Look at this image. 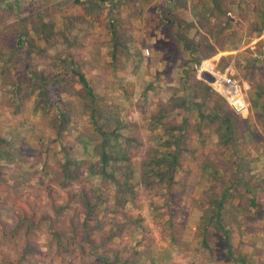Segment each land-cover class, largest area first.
Instances as JSON below:
<instances>
[{
    "label": "rangeland",
    "instance_id": "1",
    "mask_svg": "<svg viewBox=\"0 0 264 264\" xmlns=\"http://www.w3.org/2000/svg\"><path fill=\"white\" fill-rule=\"evenodd\" d=\"M166 2L0 1V264H264V0L210 60Z\"/></svg>",
    "mask_w": 264,
    "mask_h": 264
},
{
    "label": "crops",
    "instance_id": "2",
    "mask_svg": "<svg viewBox=\"0 0 264 264\" xmlns=\"http://www.w3.org/2000/svg\"><path fill=\"white\" fill-rule=\"evenodd\" d=\"M244 2L243 6L245 7V4L248 2H246V0H244ZM240 3L241 0H170V2H166L165 4L164 13L167 16H172L176 13L180 15L181 19L179 22L173 20V18H170L168 21L175 27H180L182 29L184 28V22L187 23L186 28L188 31L185 35L188 38L192 39V37L195 36V32H198L194 39H196V41L198 39L202 44H206L212 48V52L203 59L210 60L214 57H221L224 53H231L230 55H233L232 52L237 50L236 46L240 45L239 41L241 38L243 40L246 37L244 27L246 22L248 23L250 21V14H248L249 16L247 15V17L240 15ZM143 12L144 15H155V13L148 9H145ZM217 14H220L222 17L219 18L220 21L217 22L216 27V29L219 30V35L223 33L224 39L222 41H219L215 37V32L217 30L211 32L207 27L204 25L201 26L194 20V17L202 15V20L206 17V20L210 23V21L216 20L215 16H217ZM243 14L245 15V13ZM203 60H201V62H203Z\"/></svg>",
    "mask_w": 264,
    "mask_h": 264
},
{
    "label": "trees",
    "instance_id": "3",
    "mask_svg": "<svg viewBox=\"0 0 264 264\" xmlns=\"http://www.w3.org/2000/svg\"><path fill=\"white\" fill-rule=\"evenodd\" d=\"M20 1H21V0H13V3H14L15 5H18V4L20 3ZM76 1H77V2H80L81 0H76ZM89 1H90V0H89ZM92 1H96V2H99V3H101V4H107V3L111 2L112 0H92ZM3 3H4V1H3ZM16 7H17V6H16ZM13 10L16 11L15 9H13ZM22 34H23V35H22ZM17 43H18L19 47H21V45L24 43V33H23V30H22V31L20 32V34L18 35ZM18 49H20V48H18ZM28 63H29V62H28V58L26 57V65H27V66H28ZM74 73L76 74L77 79L80 81V83L88 89V91H89L90 94H92L91 86H90L88 80L86 79L85 75H84L82 72L77 71V70H74ZM51 94H53L52 91H51ZM52 100H53L54 103H56V104L58 105V100H57V98H56L55 96L52 97ZM61 115H62V116L64 115V114H63V111H61ZM214 115L218 116L217 113H214ZM217 118H218V117H217ZM221 118H222V117H221ZM221 118H220V119H221ZM177 163H178V162H177V153H174V154H172V156H171V160H170V162H169V166L171 167V171L169 172V182H170V181H173V173H174V169H175ZM159 172H160V171H159ZM160 173H161V172H160ZM251 204H252L253 206H258V204H256L254 200H251ZM218 205H219V204H218ZM2 223H3V225L6 224L5 221H2ZM30 228H31V226H30L28 229H30ZM172 237H174V236L171 234V235H170V238H172Z\"/></svg>",
    "mask_w": 264,
    "mask_h": 264
},
{
    "label": "built area",
    "instance_id": "4",
    "mask_svg": "<svg viewBox=\"0 0 264 264\" xmlns=\"http://www.w3.org/2000/svg\"><path fill=\"white\" fill-rule=\"evenodd\" d=\"M262 35L264 36V29L262 30ZM145 55H148L149 54V50L148 49H145V52H144ZM222 86H224L226 88L227 91H230V92H236L237 90H240L241 92V89H240V86L238 85L237 81L233 78H231L230 76H228L227 74H224L221 79H220V82H219ZM242 94V93H241ZM243 101H244V98L242 97ZM234 108L238 111H242V110H245L247 112L248 108H247V105L244 101V105H243V108H237L234 106Z\"/></svg>",
    "mask_w": 264,
    "mask_h": 264
},
{
    "label": "water",
    "instance_id": "5",
    "mask_svg": "<svg viewBox=\"0 0 264 264\" xmlns=\"http://www.w3.org/2000/svg\"><path fill=\"white\" fill-rule=\"evenodd\" d=\"M0 1H4V0H0Z\"/></svg>",
    "mask_w": 264,
    "mask_h": 264
}]
</instances>
